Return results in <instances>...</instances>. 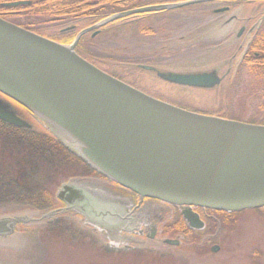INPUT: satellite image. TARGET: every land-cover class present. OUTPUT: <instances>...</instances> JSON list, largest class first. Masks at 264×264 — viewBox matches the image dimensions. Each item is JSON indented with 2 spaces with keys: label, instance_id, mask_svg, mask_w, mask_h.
Instances as JSON below:
<instances>
[{
  "label": "water",
  "instance_id": "water-1",
  "mask_svg": "<svg viewBox=\"0 0 264 264\" xmlns=\"http://www.w3.org/2000/svg\"><path fill=\"white\" fill-rule=\"evenodd\" d=\"M210 1L214 0L121 12L80 31L69 45L0 18V95L65 134L83 160L108 180L140 198L183 208L192 229L203 227L194 208L226 213L264 208L263 125L183 110L112 77L75 53L80 38L95 27ZM138 67L182 87L208 90L221 82L215 70L177 74ZM0 120L28 126L1 103ZM93 196L74 183L57 192L67 208L106 228L98 221L106 220L107 209ZM17 221L0 219V235L10 234Z\"/></svg>",
  "mask_w": 264,
  "mask_h": 264
},
{
  "label": "rangeland",
  "instance_id": "rangeland-1",
  "mask_svg": "<svg viewBox=\"0 0 264 264\" xmlns=\"http://www.w3.org/2000/svg\"><path fill=\"white\" fill-rule=\"evenodd\" d=\"M223 9L227 10L216 13ZM8 21L17 24L18 18L12 16ZM85 21L80 20L76 25L87 28L89 25ZM61 24L60 30L74 25L67 21ZM53 25L55 23L43 24L34 29L53 31L49 29ZM127 25L118 23L102 29L103 34L95 40L96 55L99 56L94 62L103 72L110 71L124 77L127 83L153 98L192 113L207 116L219 113L223 116L227 113L226 98L230 85H234L240 96L245 95L250 85L261 86L264 82H257V77L250 75L243 63L248 55L247 46L251 39H255L254 32L264 25V0H215L150 15L137 25ZM252 27L254 31L250 32ZM242 28L244 32L238 37ZM138 66H154L177 74L216 70L222 81L212 90H188L165 83L154 73ZM245 105L247 113L242 112L243 122L254 111L264 117V93L262 97L260 92L247 96ZM33 121L34 124L38 122L40 132L55 133L56 139L61 138L65 149L73 151L83 166L76 168L78 176L74 179L66 175L60 180L56 155L47 153L39 140L30 139L32 135L28 133L38 131L35 126L29 131H12L0 125L1 145L6 146L5 151L17 161L8 165L0 163V219L16 213L31 216L30 212L43 209L44 203L34 199L33 194L47 186L54 187L55 196L60 186L74 183L107 200L110 195L107 186L99 174L96 178H86L92 168L76 148L35 116ZM32 216L34 219L38 217ZM63 220L59 229L44 228L35 223L34 226H24L21 235L0 240V264H264V208L247 210L236 216L233 230L205 232L198 234L194 243L189 240V260L185 248L187 240L182 237H174L179 243L176 247L157 240H146L141 246L133 247L134 236L138 235L130 229L111 233L109 229L89 222L85 216L76 218L71 215ZM37 233H49L50 236L44 241V234L36 237ZM58 233L60 241L55 242ZM46 242L57 244L46 247ZM213 246L218 248L216 253L210 251Z\"/></svg>",
  "mask_w": 264,
  "mask_h": 264
},
{
  "label": "trees",
  "instance_id": "trees-1",
  "mask_svg": "<svg viewBox=\"0 0 264 264\" xmlns=\"http://www.w3.org/2000/svg\"><path fill=\"white\" fill-rule=\"evenodd\" d=\"M188 0H0V18L4 20H8V18L15 16L18 18L19 27L29 30L33 33H36L40 36L48 38L50 40L59 42L61 44H71L78 34L79 31L84 29V27H79L76 25L80 20H86L87 25L99 23L113 15L119 14L121 12L134 10L138 8L162 5L168 3L175 2H183ZM223 2H228L230 0H222ZM246 1V0H245ZM249 1V0H247ZM15 2H29L28 5L17 6V7H5V4L15 3ZM164 12L154 13V14H163ZM154 14H143L131 17H125L115 21L106 26H112L114 24L121 23L124 24H133L137 25L141 20H144L146 17ZM22 20V21H20ZM70 22L74 24L72 27L73 30L64 31L66 29L60 30L62 28V22ZM49 29L53 31L45 30H36L34 27H38L43 24H54ZM104 26V27H106ZM128 26V25H127ZM95 35L92 36L95 31L86 33L83 35L78 41L75 47V53L87 60L91 64L97 66L96 62V38L103 34L102 29ZM263 27L256 33L255 39L251 43L248 49V55L244 58L243 63L247 65V71L250 75L256 76L255 79L257 82L264 81V32ZM63 31V32H61ZM99 67V66H97ZM114 78H117L125 83H127L126 79L120 75H116L112 72H106ZM259 80V81H258ZM256 82V83H257ZM264 83V82H263ZM261 86H256L255 84L250 85L246 88L245 95H240L236 93V89L234 85H230V93L226 98V109L227 113L223 116L221 114H216V117L224 118L227 120H234L243 122V113H247L245 99L247 96H250L254 93L262 94L264 93V84ZM133 86L131 83H127ZM135 87V86H133ZM136 88V87H135ZM16 105V104H15ZM245 123L253 124V125H263L264 126V117H261L257 112H253V114H249ZM7 129V128H5ZM10 129V128H9ZM3 130V129H2ZM13 131V129H11ZM16 130V129H14ZM19 131V130H16ZM42 130L35 131L33 134L29 132L28 134L31 136L30 139L35 141L39 140L44 148L47 149V153H54L56 155V159L58 161V179L62 180L68 176L67 178L72 179L78 176L76 172V168L80 165L83 166V163L75 158L74 154L70 152L68 149H63L59 147L60 145L57 143L56 139L49 132H40ZM7 138V137H4ZM29 139V140H30ZM0 140V163L4 165L14 164L15 161L13 155L8 153L6 150V146L1 145ZM33 144L34 142H28ZM59 145V146H58ZM9 154V155H7ZM51 155V154H50ZM85 165V164H84ZM74 169V170H73ZM95 173H90L86 178H91ZM73 178V179H74ZM59 184V183H58ZM53 186H47L43 190L38 191L33 194L34 199H38V202L46 201L53 205L55 201ZM208 213L212 214L214 219L207 220V229L206 233H215L216 231L222 230H233L234 222L236 216L244 213H224L218 211H208ZM169 226H165L163 228V236L168 235L169 237L174 236L176 232H182L185 234L186 228L180 222L175 225V231L170 232L168 230ZM204 232V233H205ZM197 232H192L189 230V240L194 243L198 238ZM195 248V247H193ZM198 249V248H197ZM198 251V250H195Z\"/></svg>",
  "mask_w": 264,
  "mask_h": 264
},
{
  "label": "flooded vegetation",
  "instance_id": "flooded-vegetation-1",
  "mask_svg": "<svg viewBox=\"0 0 264 264\" xmlns=\"http://www.w3.org/2000/svg\"><path fill=\"white\" fill-rule=\"evenodd\" d=\"M252 1L257 2L260 0H252ZM94 25L95 24H91L87 28L93 27ZM70 29L73 30L74 28L73 27L68 28V30ZM259 29L260 27L257 30ZM257 30L254 32V35H256V33L258 32ZM249 31L253 32L254 31L253 27L250 28ZM243 32H244V29L242 28L240 32L238 33V37H240ZM252 42L253 40L251 39L250 43L247 46L248 49ZM245 55L247 54L245 53ZM155 69H157L158 71H162L161 69H158L156 67ZM187 89L189 90V87ZM0 103H1V106L6 111L14 114L20 120L28 124L27 127H16V126L10 125L0 120L1 126L7 129L10 128V129L26 130V131L34 129L32 127L35 126L37 130H40L38 129L40 127L38 125V122L34 124L35 122L33 121V116L28 111H26L22 107H18L11 100H9L8 98L2 95H0ZM16 109L18 110V112L15 113ZM54 137L56 139L55 135ZM56 141L60 145V146L58 145L59 147L65 149V145H63L64 142L61 140V138H57ZM62 145L64 147H62ZM89 167L92 168L91 166ZM92 170H90V172L88 173L89 174L93 172L95 173L93 168ZM97 176L98 175L96 173L92 177L96 178ZM102 182L104 186H107V191L110 192L109 196L115 197L116 199L108 196L107 200H105L104 198H102L103 199L102 200L99 197L97 198L96 195L93 196L95 201H98L100 204H103V207L107 209L106 220L105 221L100 220L98 221V223L103 224L106 227H108L111 233H113V231L122 232V230H125V228H127L128 230L130 229L131 232L133 231L135 234L138 235L137 237L134 236L133 247L141 246L142 242H145L146 240L151 241V242L154 240H157V242H160L161 244L171 246V247H176V246H179V243L174 239L182 237L187 240V247L185 248L188 253L187 256L189 260V230L192 232L204 233L208 227L207 220L214 219L213 215L208 213L207 210L200 209V208L192 209V212L198 216L199 220L203 224V227L201 229L195 230V229L190 228L189 224L184 219L183 214H182L183 208L169 205V204H166V203L154 200V199L140 198L136 194L124 188H121L120 186L116 185L115 183L105 178L104 179L102 178ZM39 203H44V208L41 209L40 211H35L34 213L30 212L31 216H29V214L25 215L23 213H16V214H10L9 216L3 217V218H10V219H18L19 221H17L13 231L10 234L0 235V240H8V239L14 238L17 235L23 234L26 228L24 226H28V225L34 226V224L37 223V225L42 224L44 228L45 226H48L49 228L59 229L63 224V222L61 221L63 219L65 220L66 216L73 215V216H76V218L78 217L81 218V216H84L81 213L73 212L74 210L71 208H67L66 203L58 199L57 193L55 194V201L53 205H51L48 202V200L42 201ZM128 209H130L131 211L128 212L127 211ZM32 215H38V217L34 219ZM180 222L186 228L187 232H185V234L182 232H176L175 236H172V237H169L168 235L163 236L164 234L163 228L165 226L168 225L169 226L168 230L172 232L176 230L175 225ZM142 225H143V229L141 228ZM32 230H35V229H32ZM43 234L37 233L36 237L39 235H43ZM49 236H50L49 233L44 234V237L42 239L44 240L45 237L47 238ZM59 236L60 234L58 233V236L56 237L55 242L60 241V238H58ZM167 241L177 242L178 244H168ZM55 242L54 243L46 242L47 244L44 246L51 247L52 244H57ZM63 242L65 241L63 240ZM35 243H36V240L33 241V244ZM46 247H42V248H46ZM214 247L215 246L210 248L211 253L217 252L218 248L215 252L212 251Z\"/></svg>",
  "mask_w": 264,
  "mask_h": 264
},
{
  "label": "bare ground",
  "instance_id": "bare-ground-1",
  "mask_svg": "<svg viewBox=\"0 0 264 264\" xmlns=\"http://www.w3.org/2000/svg\"><path fill=\"white\" fill-rule=\"evenodd\" d=\"M44 123V122H43ZM44 124H47L48 126L50 125V126H52L51 124H49V123H44ZM53 127V126H52ZM57 133H59L60 135H62L61 137L62 138H64V140H66L67 142H69V143H72L71 142V140H70V138H68L65 134H63L62 132H59V131H57Z\"/></svg>",
  "mask_w": 264,
  "mask_h": 264
}]
</instances>
